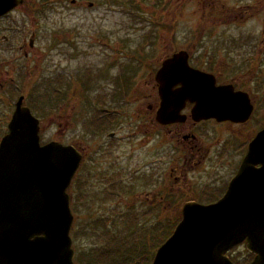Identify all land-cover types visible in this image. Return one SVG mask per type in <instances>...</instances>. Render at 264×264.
Returning a JSON list of instances; mask_svg holds the SVG:
<instances>
[{
  "label": "rangeland",
  "instance_id": "1",
  "mask_svg": "<svg viewBox=\"0 0 264 264\" xmlns=\"http://www.w3.org/2000/svg\"><path fill=\"white\" fill-rule=\"evenodd\" d=\"M10 18L16 23L18 45L25 38L27 46L30 35H35V54L27 62L17 54L16 75L26 105L40 121V143L85 149V165L68 189L74 264L94 259L96 264H113L139 241L146 239L147 246L157 243L160 237L151 239L149 232L161 236L165 223L180 221L187 194L197 198L200 188L212 181L223 184L234 175L232 162L214 167L207 159L188 175L187 193L174 194L179 208L147 206L146 198L151 200L156 189L157 195L172 196L168 175L172 152L181 150L169 143L164 132L157 139L139 132L138 126L145 120L143 97L150 93L146 85L162 60L173 53L190 52L194 62L214 55L216 61L226 62L223 79L240 74L235 64L244 56L237 59L234 54L242 55L246 49L230 48L232 54L227 55L225 47L229 48L227 42L261 39L264 0H24ZM121 50L129 55L122 56ZM85 76L93 78L87 91L80 82ZM58 80L64 94L59 99L52 92ZM118 82L129 89L126 95H112ZM255 96L259 108L251 121L230 128L229 136L238 143L248 142L264 125L260 107L264 91ZM107 104L120 110L117 123L109 127L98 120L100 107ZM12 106L2 113V135ZM112 132L118 134L110 142ZM158 154L157 177L152 184L145 183L142 167ZM122 168L128 173L110 187L113 172ZM173 230L166 229L168 238ZM149 254L153 257L155 251Z\"/></svg>",
  "mask_w": 264,
  "mask_h": 264
},
{
  "label": "water",
  "instance_id": "2",
  "mask_svg": "<svg viewBox=\"0 0 264 264\" xmlns=\"http://www.w3.org/2000/svg\"><path fill=\"white\" fill-rule=\"evenodd\" d=\"M21 5L0 0V17ZM207 77L188 66L184 51L165 59L155 76L161 101L156 121H176L186 102H195V120L246 121L252 110L246 102L242 107L241 93ZM39 130L20 97L0 141V264H74L67 190L82 155L58 142L41 145ZM244 178L248 185L240 184ZM181 217L152 264H233L225 254L243 241L255 255L252 264H264V130L223 198L211 206L186 203Z\"/></svg>",
  "mask_w": 264,
  "mask_h": 264
},
{
  "label": "flooded vegetation",
  "instance_id": "3",
  "mask_svg": "<svg viewBox=\"0 0 264 264\" xmlns=\"http://www.w3.org/2000/svg\"><path fill=\"white\" fill-rule=\"evenodd\" d=\"M72 4H74V1H72ZM16 9L17 8L0 17V141L7 132V124L11 119L16 103L20 97H23V106H26L31 110V107L26 105L25 96L21 93L22 91L19 89V85L17 83L16 73H18V67H16V61L17 54H22V58L25 62L29 60V57L32 56V54H35V35L33 33L30 35L31 38L28 41L27 46L25 38H23L22 43L18 45L16 37L17 32L15 31L16 23L10 18ZM248 41L249 40L227 42L229 46V48L225 47V52L229 51L227 55L232 54V51L229 50L230 48L246 49L242 55L234 54V57L237 59L243 56L244 57L241 59V62L239 61L237 64H235L237 70L240 71V74L233 76L231 80L223 79L226 74L222 68L227 66L226 62L224 63L222 61H216L218 58L214 55H209V57H207L208 59L205 61L204 58L201 57L200 59L198 58L197 62H194L192 61L193 58L191 57V53L187 52L188 65L191 69L199 71L203 75L209 76L207 77L208 80H210L209 78L212 77L211 79L214 80L216 87H229L232 88L234 93H241L242 107L245 106V102L247 106L248 103L250 104L252 112L249 118L244 122H219L215 119L195 120L192 115V111L195 109V102H186L182 110L179 112L176 121L162 125L156 121V116L160 108L161 101L158 93L159 84L155 81V76L157 71L161 68L163 60L160 63L159 68L156 70L153 79H150L151 82H148L146 85L147 90L150 86V93L143 97V99L146 101V105L142 118L145 120L142 121V124L138 126V131L156 136L157 139H161V133L164 132V137L169 139V143L174 144L175 147L181 150L179 151L176 149L172 152L173 155L171 158L168 174L171 182L169 191L171 192L172 196L165 198L164 196L157 195V191L159 190L156 189L152 192L153 194L151 195V200L146 198L145 203L147 206L157 208L160 206L179 208L175 205L177 198H175L174 194L185 195V193H187L188 189H186V187L188 184V175L194 171H197L207 159L209 164L213 163L214 167H221L222 165L229 166V164L232 162L230 165L232 166L234 175L226 180L223 184L212 181V185H208L205 188H200L198 191L200 196L197 198L187 194L185 201L182 203V206H180V209H182L186 203L190 202H194L202 206H211L216 204L226 193L233 178L238 175L244 157L248 152L250 143L260 131L264 130L263 125L261 130L256 132L250 138V140H248V142L246 141V143H238L237 139H233L229 136L231 134V127L240 128L246 126V124L251 121L255 111L259 108L254 102L256 97L255 95L258 92L264 91V35H262L259 41ZM249 43H252V45L250 46ZM251 49L252 51L250 52ZM3 52H6L8 55H3ZM119 53L125 57L129 55V53H125L123 50H121ZM170 56L166 57L165 59L169 58ZM86 77L87 76H85V79H82L80 82L84 87V90L87 91L91 88V81L93 78L91 77L92 79H86ZM57 82L58 86L54 84L52 92L55 93L54 96L59 99L64 94L62 89L59 88L60 81L58 80ZM178 88L179 86L174 87L173 91H176ZM128 92L129 89L125 87L122 82H118L116 87L113 89L114 94L112 95L121 96L126 95ZM11 106L12 113L8 119V122L5 124V133L2 135V122L5 121H3L2 113L9 112ZM260 107L264 109V101ZM113 108L114 107H112L110 104H107L105 107H100L99 112L101 114L98 120L103 126L109 127L117 123V119L120 117V110ZM117 134L118 133L116 132L108 134V138L111 139L110 142L114 141ZM76 149L82 155L79 168L76 172L77 174L82 166L85 165L86 154L84 148L77 146ZM110 149H112V145L109 144L108 151ZM211 153H213V155ZM159 155L160 154L155 156L153 160L149 162V164L145 166L143 165V172L141 176L145 183L152 184L154 179L157 177L156 171L159 168ZM116 160L118 161V158ZM258 168L259 166L256 165L255 170ZM209 170L213 171L214 169ZM128 171V168L126 170L122 168L121 171L119 169L115 170L112 174V177L109 179V186L111 187L120 184ZM132 173L136 174L137 171L134 169L132 170ZM240 184L248 185L249 178L242 179ZM175 189L177 192L173 193ZM204 193H206V195ZM225 256L233 264H252L255 258V255L248 251L246 242L244 241L231 248L225 254Z\"/></svg>",
  "mask_w": 264,
  "mask_h": 264
},
{
  "label": "trees",
  "instance_id": "4",
  "mask_svg": "<svg viewBox=\"0 0 264 264\" xmlns=\"http://www.w3.org/2000/svg\"><path fill=\"white\" fill-rule=\"evenodd\" d=\"M175 225H176V223L175 224L165 223L164 229L162 230V233H161V236H160V234H157V233L154 235V233L152 234V231H150L149 234H151V237H150L151 239L153 238V236H155V239L160 237L157 243H155V242L152 243V241H151L149 246H147L143 242L146 239L139 241L137 243V246H134L130 249L129 248L125 249L123 251V254H122V259L120 258L121 260H119V259L115 260L113 262V264H150L153 257L149 253L153 254L154 251H156L157 248L161 244H163V242L169 236L168 233L166 232V229L174 228ZM147 239H149V238H147ZM150 256H151V258H149ZM82 261H85V259H82ZM84 264H96V259H94L92 261L91 260L86 261V262H84Z\"/></svg>",
  "mask_w": 264,
  "mask_h": 264
}]
</instances>
